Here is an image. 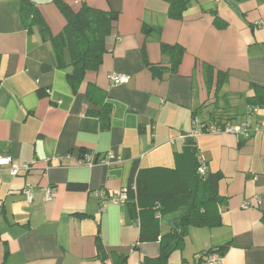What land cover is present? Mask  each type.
I'll return each mask as SVG.
<instances>
[{
    "label": "crops",
    "instance_id": "0c3cea01",
    "mask_svg": "<svg viewBox=\"0 0 264 264\" xmlns=\"http://www.w3.org/2000/svg\"><path fill=\"white\" fill-rule=\"evenodd\" d=\"M27 1L52 36L63 31L66 20L52 0ZM63 1L119 14L101 68L86 75L77 94L56 68L51 44L22 19V0H0V156L19 165L36 161L17 177L0 169V264H119L124 255L125 264H143L159 257L160 242L142 243L141 233L158 230L162 237L178 226V203L165 202L168 212L155 216L158 196L185 182L199 157L208 174L222 176L221 224L189 227L168 264H207L211 255H223L222 264H264V131L250 138L203 134L190 138L195 153L186 148L195 118L237 125L248 115L252 85L264 87V0H184L180 18L166 0ZM162 44L185 50L175 73ZM218 73L227 77L219 90ZM111 74L128 81L114 85ZM88 83L99 90L93 101L85 96ZM107 102L109 130L83 131L84 119L97 122L86 111ZM252 121L264 127V108ZM109 152L122 161L77 165L84 155L101 159ZM132 178L145 190L126 205L94 196L118 193ZM69 184L87 189L72 192ZM47 187L56 192L49 202ZM167 216L164 228L158 221Z\"/></svg>",
    "mask_w": 264,
    "mask_h": 264
},
{
    "label": "trees",
    "instance_id": "16d2710c",
    "mask_svg": "<svg viewBox=\"0 0 264 264\" xmlns=\"http://www.w3.org/2000/svg\"><path fill=\"white\" fill-rule=\"evenodd\" d=\"M166 1L170 4L171 16L180 18L186 7V2L184 0ZM52 2L66 20V26L58 36H52L48 25L31 1L22 0V19L24 22L29 21L30 27L37 26L44 41H48L51 44L56 68L61 71H66L67 82L73 93L77 94L86 79V75L88 73H96L101 68L104 55L107 52V39L112 34L119 14L112 11L98 10L86 4H83L76 10L63 0H52ZM144 31L146 34L151 32L147 28H144ZM161 51L164 55L169 56L171 71L175 73L182 63L185 50L178 45L169 46L162 44ZM153 68L154 71H160L158 68ZM207 71L209 78L207 84L209 85L213 75V69L207 67ZM226 78V75L223 73L217 74V90L224 84ZM252 90L253 95L248 99L250 107L264 108V87L252 85ZM96 91H99L96 85L94 83H88L85 96L93 101V94ZM112 112L113 106L110 102L102 105L98 111L87 110L86 116L96 117L97 122H93L92 119H84L82 130L93 133L99 130H109ZM218 124L224 125L223 123ZM188 140L189 142L186 148L190 152L195 153L196 147L193 140H190V138ZM198 168L199 161L197 158L193 165V173L185 182L158 196V205L160 207L156 209L155 216L158 212L161 216L165 212H168L164 208L165 202L178 203V226L162 237H160L158 230L153 234L141 233L140 242L142 243L160 242L159 257L155 259L146 258L143 264H168L172 253L182 246L184 235L189 227L211 228L221 224L219 206L222 199L218 192V184L222 176L220 174L208 173L206 176H201L198 173ZM133 185L136 190L130 191V201L132 198H139L141 192L145 190L141 182H137L132 178V182L128 187L131 188ZM86 189V186L83 184L68 185V190L72 192H83ZM221 254H223L222 251ZM127 260L128 255L121 256L119 264H125Z\"/></svg>",
    "mask_w": 264,
    "mask_h": 264
},
{
    "label": "built area",
    "instance_id": "2783aa9c",
    "mask_svg": "<svg viewBox=\"0 0 264 264\" xmlns=\"http://www.w3.org/2000/svg\"><path fill=\"white\" fill-rule=\"evenodd\" d=\"M205 1H211V2H219L220 0H205ZM110 81L114 85H121L128 81V79L125 76L118 75V74H111L109 76ZM259 112V108L256 107H250L248 115L244 121L241 123L234 125L231 123H227L224 125L216 124L215 126H208L204 123H201L197 118L194 119L193 124L195 127L194 132L188 135V138H197L198 136H201L203 134H211V135H218L221 133H227L232 134L235 136H242L245 138H250L253 134L260 133L264 131V127L260 125L254 124L252 121V117L256 115ZM67 158H70L69 156L66 157H60L61 164H64L65 160ZM51 159H48L46 162H50ZM122 161L121 156L115 155L113 152H109L106 154L103 158L97 159L94 156L85 155L83 158L79 159L77 161V165L80 167H86V168H93L98 165L101 166H111L114 163H119ZM199 161V168L198 173L201 176H206L208 173V166L204 159L198 158ZM36 165V161L30 163V164H22L19 165L15 160H13L10 157H4L0 156V169L8 168L10 174L13 177H17L22 173H29L31 172ZM136 190L135 186L133 185L130 187L123 188L120 192L115 194H109L106 190H98L94 192V196L98 199H101L103 202H109L112 205L115 206H121L126 205L130 202V191ZM44 194L45 201L49 202L53 199L55 195V189L47 187L42 190ZM24 194L26 196L27 202L31 203L33 200V192L31 188H27L24 190ZM256 201H260L259 197H256ZM160 206L158 205V208ZM104 207H102L101 212H104ZM157 218H161L160 213L158 212L156 215ZM138 226H140V220H137ZM223 261V255H211L207 259V264H222Z\"/></svg>",
    "mask_w": 264,
    "mask_h": 264
},
{
    "label": "rangeland",
    "instance_id": "374dc122",
    "mask_svg": "<svg viewBox=\"0 0 264 264\" xmlns=\"http://www.w3.org/2000/svg\"><path fill=\"white\" fill-rule=\"evenodd\" d=\"M167 219H170V218L167 216L166 218L162 219L161 221H158V223L162 224L163 227L165 228ZM165 231L166 230L164 229L163 233H165Z\"/></svg>",
    "mask_w": 264,
    "mask_h": 264
}]
</instances>
